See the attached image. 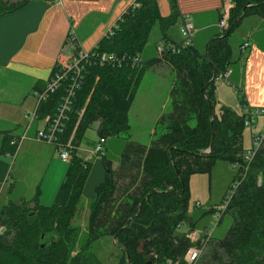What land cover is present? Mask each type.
Wrapping results in <instances>:
<instances>
[{
    "label": "trees",
    "instance_id": "16d2710c",
    "mask_svg": "<svg viewBox=\"0 0 264 264\" xmlns=\"http://www.w3.org/2000/svg\"><path fill=\"white\" fill-rule=\"evenodd\" d=\"M30 1L0 0V17ZM170 1L172 14L162 18L154 0H136V6L127 9L111 28L112 34L105 35L93 50L129 60L119 67L87 68L59 135L62 144L70 140L72 152L55 200L50 207H41L37 186L31 199L9 201L0 208V264H89L90 260L101 264L93 253H86V247L104 236L119 242L128 264L181 261L193 245L203 248L195 264H264V181L258 183V178L264 177V138L252 161L244 162V114L219 105L215 96L216 79L230 64L225 39L247 15L264 20V0H231L227 29L222 34L218 31L202 54L193 42L188 46L169 42L165 30L176 18L175 0ZM155 27L165 52L131 66L130 58L136 53L141 57ZM159 63L167 64L173 72L169 110L157 120L162 131L154 134L148 145L125 138L115 167L102 157L105 176L95 186L89 208L90 239L74 254L77 236L72 222L91 165L77 156L79 144L92 125H97L96 134L105 141L130 130L128 112L142 73ZM58 70L59 65L50 78ZM65 88V83L61 84L40 101L37 113L53 115ZM236 93L243 108L245 97L241 89ZM7 135L3 134L0 152L10 148L14 154L17 147ZM218 162L229 165L233 176L223 196L224 201L231 193L228 205L219 212L217 223L229 215L232 224L224 238L203 235L204 241L192 244L185 233L177 234L182 224L189 230L196 227L197 220L187 216L190 178L198 174L211 177ZM216 211L210 206L199 218Z\"/></svg>",
    "mask_w": 264,
    "mask_h": 264
},
{
    "label": "crops",
    "instance_id": "0c3cea01",
    "mask_svg": "<svg viewBox=\"0 0 264 264\" xmlns=\"http://www.w3.org/2000/svg\"><path fill=\"white\" fill-rule=\"evenodd\" d=\"M154 1L159 16L170 17L172 14L171 1ZM222 2L223 0H175L176 18L173 24L165 30L169 42L175 43L169 36L168 30L175 24H178L180 29L183 20L187 18L193 21L194 35L199 36V42L201 33L205 35L203 42H200L203 47L210 40L216 39ZM134 6H136V0H32L24 7L0 17V145L4 133L8 134L10 143L14 138L24 137L15 149L16 156L11 154L14 149L7 148L3 153L0 152V155H5L0 157V192L9 180L10 168L7 157L13 155L17 159L26 139L40 142L35 138L36 132L46 126L47 119L51 115L37 113L40 102L37 93L41 92L40 90L46 85L54 67L70 61L78 47L82 51L94 50L108 30L116 26L127 9ZM260 19L258 26L251 29L247 33V38L239 45L240 49L244 42L249 43V47L242 54L239 51L242 59L237 61L241 62V67L236 66L238 76H236L235 82L245 97V104L250 107L264 106V87L262 85L264 82V20ZM70 34L75 37L72 42L68 41ZM155 35H157V39L153 45L156 49L161 37L157 27L154 28L151 37ZM225 41L228 42V37ZM148 43L141 52L142 63L159 58L158 53L156 55L150 53L144 59ZM164 64L159 63L158 65ZM161 67L155 65L149 69H161ZM149 69L143 71L141 79L145 71ZM228 71L230 79L233 69H228ZM247 85L254 86L257 90V94L253 95L252 99L242 91V87H247ZM215 96L218 103H221L219 105H227L225 97L223 98L217 87ZM240 113L243 114L242 107ZM28 115L31 116V120L22 123L25 125L22 126L21 122ZM159 117L160 115L157 120ZM91 127H94L96 133L97 125ZM96 141L89 151L80 149V144L77 149V156L90 162L91 165L76 215L83 203H86V209L89 211L90 205L95 199V186L104 180L105 170L102 156L93 153L94 146L98 143ZM44 144L52 146V152L50 151L48 161H44L46 170L40 178L37 201L41 207L48 208L55 200L69 163L60 160L54 145ZM12 190H14L13 186L9 188L8 192ZM9 201L11 200L8 196L6 204Z\"/></svg>",
    "mask_w": 264,
    "mask_h": 264
},
{
    "label": "rangeland",
    "instance_id": "374dc122",
    "mask_svg": "<svg viewBox=\"0 0 264 264\" xmlns=\"http://www.w3.org/2000/svg\"><path fill=\"white\" fill-rule=\"evenodd\" d=\"M261 19L255 15L245 16L241 23L233 29L228 36L227 45L231 53V59L228 69H233V74L227 82L224 78H217L215 85L217 89L222 93L223 98L226 99L227 105L237 114H241V105L235 88H238L235 82L236 76H238L236 66L241 67L240 59L242 56L239 53V45L247 38V33L258 26ZM179 25H173L169 30V36L175 41V43H182L183 38L179 33ZM157 32V30H156ZM157 34V33H156ZM205 35L201 33L200 42L202 43ZM157 39V35L152 36L148 43V49L144 53V59L148 57L150 53L157 54V51L153 45ZM199 42V36L196 34L193 37V43L197 47L198 51L202 54L204 47ZM80 49V47H78ZM239 60V61H237ZM162 66L160 68L149 69L145 71L139 87L136 92V98L133 102L131 110L128 113V122L130 130L123 134L120 138L112 137L108 138L104 143L105 157L112 162V166L117 165L121 148L124 144V139L129 137L130 140L140 144L147 145L157 134L162 130L157 125V117L169 110L168 91L173 81V73L170 66ZM157 76H160L159 78ZM264 87V82H262ZM242 91L245 95H249L252 99L253 95L257 94L256 88L250 85L243 86ZM220 103V102H219ZM221 104V103H220ZM252 109H259L263 107H251ZM217 111V109H216ZM263 117H258L256 120L257 130L264 131ZM31 120V116H26L22 123ZM25 126V125H22ZM156 136H155V135ZM98 136L94 131V127L88 128L81 143L80 149L89 151L92 148L94 142L98 140ZM98 142V141H96ZM250 146V134L247 128L243 129V148L246 150ZM50 151L52 152V146L44 143L36 142L31 139H26L21 146V150L18 153V158L11 155L8 158L9 163V180L6 183L3 190L0 192V208L6 204V198L9 196V200L16 201L20 198L29 200L33 197L36 187L40 183L42 173H45L44 161H48ZM85 151V152H86ZM16 153V152H15ZM56 154V153H55ZM85 155V153H83ZM57 155V154H56ZM5 155H0L3 157ZM233 176L232 168L224 162H218L212 170L211 177L206 174L193 175L189 183V202L187 209V216H192V219L196 221L195 230H189L188 225L179 227L177 234L185 233L191 243L201 240L204 232L207 229H213L211 236L213 239H222L226 235L229 227L232 224V218L229 215H224L220 223H217L215 216H199L206 211L210 206L217 207L221 205L223 196L227 192L228 184ZM264 177L258 178V183H262ZM13 186L11 192H8L9 188ZM11 190V189H10ZM196 203H199L197 205ZM146 209V207H145ZM88 209H86V203L81 204L80 210L76 215V218L72 222V226L76 231V247L73 253H79L80 248L84 246L90 239L87 231L88 225ZM34 216L30 217L32 220ZM199 218V219H198ZM48 237L43 242L48 241ZM119 242L113 241L112 238L104 236L97 241H92L90 246L86 247V253H93L101 264H119L118 260H122L121 264H128L124 256L123 251L119 248ZM93 262V261H92ZM152 264H187L184 259L179 261H172L169 259L163 261H152ZM91 264V260L90 263Z\"/></svg>",
    "mask_w": 264,
    "mask_h": 264
},
{
    "label": "built area",
    "instance_id": "2783aa9c",
    "mask_svg": "<svg viewBox=\"0 0 264 264\" xmlns=\"http://www.w3.org/2000/svg\"><path fill=\"white\" fill-rule=\"evenodd\" d=\"M232 6L233 4L231 0H223L220 9V17L217 24L218 31L221 34L228 27L229 12ZM179 33L183 38V41L181 43L183 46H188L193 42L195 27L193 21L190 18L183 20ZM111 34L112 32L110 29L106 33V36H109ZM74 40L75 37L73 36V34H70L68 36V41L72 42ZM248 47L249 43L244 42L239 49L241 54ZM156 51L159 55H162L165 52V46L162 42H160L156 46ZM128 60L129 59L125 56L118 57L115 54L97 53L93 50L82 51L80 49H77L76 53L73 55L70 61L59 66L58 72H55L54 76L49 79L45 89L37 93L38 100L42 101L47 98L49 93H52L57 90L61 84L65 83L66 86L65 96L62 97L61 101L58 103L53 115L48 117L46 126L37 130L35 135L36 140L54 145V147H56L55 149L58 153L60 160L68 163L71 159L72 146L70 144V140L66 144H62L60 142L59 135L62 133L63 121L66 119L67 113L72 104V98L74 97L76 90L80 88L87 68L94 66H102L104 64L119 67L121 63L127 62ZM130 62L131 66L133 67L139 66L141 64V57L139 56V54L136 53L130 58ZM229 74L230 72L226 70V72L220 74V77L224 78L227 82H229ZM238 89L240 88L238 87ZM243 114L244 127L249 130L250 134V146L243 153V160L248 164L252 161L254 155L258 152L264 138V131H256V120L258 117L264 118V108L252 109L250 106L245 104L243 106ZM22 139H24L23 136L19 137V139L14 138L13 140H11V145L14 147H18ZM104 143L105 140L99 139L96 146H94L93 153L102 157L105 156L106 153L103 147ZM230 194L231 193L227 194L222 205L216 207L217 211L212 216H215L217 218V216H219V212L225 210L230 199ZM196 204L199 205V203ZM214 227L212 229H208V231H206L204 235L210 237ZM201 240L204 241L203 239ZM202 252L203 248H201L200 245H193L187 250L183 259L187 264H195Z\"/></svg>",
    "mask_w": 264,
    "mask_h": 264
},
{
    "label": "water",
    "instance_id": "95a60500",
    "mask_svg": "<svg viewBox=\"0 0 264 264\" xmlns=\"http://www.w3.org/2000/svg\"><path fill=\"white\" fill-rule=\"evenodd\" d=\"M212 115H213V113H212V111H211V116H212ZM114 239H115V238H114ZM141 247H142V244H141ZM149 258H151L150 255L147 257V260H148Z\"/></svg>",
    "mask_w": 264,
    "mask_h": 264
}]
</instances>
